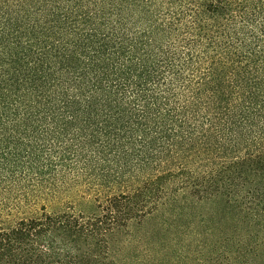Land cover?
<instances>
[{"label": "trees", "instance_id": "16d2710c", "mask_svg": "<svg viewBox=\"0 0 264 264\" xmlns=\"http://www.w3.org/2000/svg\"><path fill=\"white\" fill-rule=\"evenodd\" d=\"M0 264H264V0H0Z\"/></svg>", "mask_w": 264, "mask_h": 264}, {"label": "rangeland", "instance_id": "374dc122", "mask_svg": "<svg viewBox=\"0 0 264 264\" xmlns=\"http://www.w3.org/2000/svg\"><path fill=\"white\" fill-rule=\"evenodd\" d=\"M81 196L76 189L62 190L57 197L48 202L49 207H59L65 202H73L77 206H81Z\"/></svg>", "mask_w": 264, "mask_h": 264}]
</instances>
